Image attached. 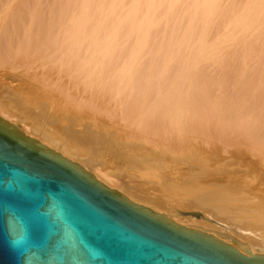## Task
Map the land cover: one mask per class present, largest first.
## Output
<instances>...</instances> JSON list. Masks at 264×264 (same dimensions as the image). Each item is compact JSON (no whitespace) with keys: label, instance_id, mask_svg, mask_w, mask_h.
<instances>
[{"label":"bare ground","instance_id":"bare-ground-1","mask_svg":"<svg viewBox=\"0 0 264 264\" xmlns=\"http://www.w3.org/2000/svg\"><path fill=\"white\" fill-rule=\"evenodd\" d=\"M0 117L264 254V0H0Z\"/></svg>","mask_w":264,"mask_h":264},{"label":"water","instance_id":"water-1","mask_svg":"<svg viewBox=\"0 0 264 264\" xmlns=\"http://www.w3.org/2000/svg\"><path fill=\"white\" fill-rule=\"evenodd\" d=\"M13 170L34 175L44 188H62V205L48 236L38 231L23 260L0 221V264H264V254L229 234L185 227L129 201L0 117V177L8 180ZM0 199L21 201L18 193Z\"/></svg>","mask_w":264,"mask_h":264},{"label":"clouds","instance_id":"clouds-1","mask_svg":"<svg viewBox=\"0 0 264 264\" xmlns=\"http://www.w3.org/2000/svg\"><path fill=\"white\" fill-rule=\"evenodd\" d=\"M18 193L21 201L0 199V221L10 248L26 259L28 250L38 244L36 233L48 236L62 205L63 190L47 189L32 174L13 170L10 178L0 177V193Z\"/></svg>","mask_w":264,"mask_h":264},{"label":"rangeland","instance_id":"rangeland-1","mask_svg":"<svg viewBox=\"0 0 264 264\" xmlns=\"http://www.w3.org/2000/svg\"><path fill=\"white\" fill-rule=\"evenodd\" d=\"M12 85L15 83H11ZM169 162V158L167 159ZM177 164H179L178 162H176ZM179 166H182L181 163L179 164ZM248 182V183H247ZM257 183V180L254 176H246V184H253L255 185Z\"/></svg>","mask_w":264,"mask_h":264}]
</instances>
